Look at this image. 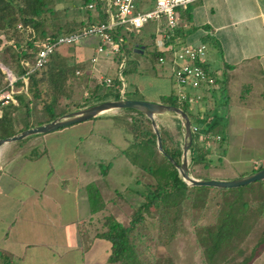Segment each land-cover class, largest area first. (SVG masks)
<instances>
[{
	"label": "crops",
	"instance_id": "0c3cea01",
	"mask_svg": "<svg viewBox=\"0 0 264 264\" xmlns=\"http://www.w3.org/2000/svg\"><path fill=\"white\" fill-rule=\"evenodd\" d=\"M150 2L153 5V0ZM178 20L172 35L164 38L153 32L149 40L126 34L125 56L140 55L146 42L152 53L162 56H167L164 49L173 46L203 44L204 68L220 84L217 91L223 110L215 116L213 100L187 105L190 128L201 129L191 134V142L202 147L197 164L190 162L187 151L188 175L196 180L226 182L252 174L264 167V0H193L178 12ZM152 26L153 30L159 28L157 23ZM98 43L97 38H89L69 46L75 59L82 56L88 62L75 74L94 84L108 78L103 73L111 66L116 69L117 64L114 58L95 53ZM64 49L66 46L58 51ZM132 62L129 73L134 75ZM155 63L158 69L152 82L165 84L163 79L167 78L170 87L147 96L142 92L146 87L128 89L125 85L128 94L138 93L140 97L125 98L124 92L118 100L162 104V98L176 96L170 68ZM26 83H21L13 95L14 104L8 105L17 108L15 96L20 94L27 101ZM28 108L26 123L35 126L30 104ZM133 115L137 118L133 112L110 110L91 120L0 147V254L13 264H107L110 244L101 234L106 230L105 219L118 222V218L115 202L99 183L108 177L118 157L127 163L119 166L133 167L122 154L132 140L124 128ZM154 121L158 131L181 150L183 135L178 117L165 112L155 115ZM209 124H213L210 130ZM205 134L208 138L204 139ZM209 157H214L218 166L208 161L206 164ZM207 171L208 176L203 178Z\"/></svg>",
	"mask_w": 264,
	"mask_h": 264
},
{
	"label": "rangeland",
	"instance_id": "374dc122",
	"mask_svg": "<svg viewBox=\"0 0 264 264\" xmlns=\"http://www.w3.org/2000/svg\"><path fill=\"white\" fill-rule=\"evenodd\" d=\"M140 1L143 2L140 3L137 1L136 6L138 8H149L152 6V2H150L152 0ZM82 5L83 0H51L45 8L50 12L45 16L47 20L44 24L45 31L53 32L58 26L65 29L68 27L65 24H69L70 22L78 23L80 21L82 24H86L88 22L87 15L93 16L95 13L91 11L85 13L84 9H82L83 13H78L79 7ZM85 7L86 5L84 8ZM154 24V21L148 22L143 29L139 31V34L134 36V38L149 40L151 32H153L154 35L156 34V29L153 30L152 26ZM23 29V32L21 31L20 33H17L22 38L25 37L27 31H29V29ZM37 31L39 30L36 29L34 34L36 33L37 36L35 39L38 40L41 38L38 36ZM6 36L11 38L7 41H2V47L0 46L1 50L6 51L10 48L13 50L12 53L16 54L17 51L14 49L12 32L8 31ZM0 38L3 37L1 36ZM80 42H84V40ZM20 43L25 44V39L23 38ZM144 46L145 47L142 46L143 49L140 55H135L132 58H127L125 56L126 63L124 70L121 72V76L128 89H132L134 86L146 87L142 92L144 95L148 96L152 95V92L156 89L161 91L162 89H165V87H170V85L167 78L163 79L165 84L152 82L154 72H157L158 67L155 63V56L154 53L151 52L152 49L150 45L146 42ZM1 50L0 53H2ZM64 54L66 56L65 62L68 65H75L74 68L76 70H83L87 67L88 62H85L86 58H82L81 56L78 59L80 61H78L75 59L74 51L71 49L66 50ZM0 58H2L1 54ZM76 61H78V64H75ZM132 61H134L136 67V73L134 75H132L133 73H129L134 67ZM8 66L11 69L15 68L14 64L11 62ZM162 67L168 70L170 68L167 64H164ZM103 75L107 76L109 79H117L118 77L117 70L113 69L112 66L108 71L104 72ZM165 75H168L167 71L165 72ZM92 84L93 82L90 79L86 80L84 76H73L70 79L68 86L64 89L65 97L61 99L57 111H75L77 105H82L85 101V93L87 92L86 86L92 87ZM217 85H220L219 82L215 83L212 91L209 90L200 93L202 97L201 99L205 104H208L209 101L213 100L211 110L215 116L217 112L221 113L223 110L220 105L221 98L217 91ZM125 94V98L140 97L138 93L128 94L127 90H125ZM87 103L91 102L88 101ZM121 110L128 112L126 111L127 109ZM22 115L23 110L13 114L15 129H19L21 122L23 124ZM32 115L33 116H30V118L35 119V121H39L43 118L38 105ZM132 117H134V115ZM138 119V116L137 118H132L127 127L125 126L124 128L127 131V134L130 135V139H132L131 142L133 141L134 135L137 133L134 123ZM190 122H193L192 117H190ZM169 134L173 137V133L169 132ZM192 137L193 139L195 138L194 136ZM68 142L70 144V141ZM170 143L174 144L171 138H169V140L167 138L166 145H169ZM158 160L159 157H157V162H159ZM124 162L127 164L123 158H116L113 164L114 167L108 177L104 178L102 182L100 181L99 186H104L108 191V196L113 202H115V213L118 222H120L122 226H127L134 209L142 203V199H140V197L134 192V195H132V191L134 189L142 190L146 187L151 189L153 188L154 182L149 175L138 171L135 166L132 168L129 167V165L119 166V163L124 164ZM208 163L212 166H218L217 160L214 159V157H209ZM102 170L103 168H100V171ZM134 175L135 177H133ZM201 176L203 178L207 177L208 171L203 172ZM237 177L242 178L240 176ZM133 178L134 181H132ZM239 178H234L233 180ZM138 186H140V188H138ZM224 190L226 191L212 196L209 201L203 200L201 197H193L186 200L176 211L177 214L173 213V211H170L168 215L162 214L163 211L149 212L144 217L141 225L138 226L135 234L136 237L133 241L135 254L141 263L264 264V244L254 250V246L264 237V181L261 183L255 182L235 189ZM233 201L238 209L236 214H240L242 218L241 227L243 228V231L239 232L236 238L224 241L219 250L214 254L212 258L213 263H209L204 253L206 231H212L214 229L216 220L219 216L223 215L227 210V206ZM173 219H175V221H172ZM250 257L251 259L249 262H244Z\"/></svg>",
	"mask_w": 264,
	"mask_h": 264
},
{
	"label": "trees",
	"instance_id": "16d2710c",
	"mask_svg": "<svg viewBox=\"0 0 264 264\" xmlns=\"http://www.w3.org/2000/svg\"><path fill=\"white\" fill-rule=\"evenodd\" d=\"M51 0H0V46L2 47V41H7L11 37H7L6 33L12 32V40L14 41V49L16 54L12 53L10 48L6 51L0 50L2 58L0 61L6 65H10V62L14 64V67L18 69V61L20 59H30L35 51L32 46L33 40L37 36L34 31H37L38 36L42 39L45 37L57 38L59 36L69 35L77 30H80L86 25H98L104 24L107 21V15L105 14V8L103 2L99 0H83V5L79 7L78 13L94 12L93 16L87 15V23L82 24L70 22L65 24L68 27L62 29L58 26L53 32H46L44 24L47 21L45 16L48 12L46 6ZM95 2L94 9L84 8L85 5ZM17 25L21 27L19 31ZM29 29L25 39V44L20 43L23 39L19 34L24 29ZM128 35V34H127ZM20 39V41H19ZM123 44L121 51L125 54L127 46L125 43V35L122 36ZM20 43V44H19ZM71 47V46H70ZM69 49L66 47L63 51L54 52L39 71H34L27 76L26 83V95L27 101L23 95L15 96L18 102V107H11L10 105L0 107V139L9 138L15 134L34 127L28 125L26 119L29 115L28 104L31 106V112L36 109L38 105L42 119L36 121L35 126L43 125L56 118H59L70 111H57L60 101L65 97L64 89L68 86L70 79L75 74L76 69L73 65H68L65 62V51ZM29 52H31L29 54ZM14 54V55H12ZM155 61L162 56L154 53ZM12 58V59H11ZM121 56L118 53L115 55V62L120 60ZM18 71L21 70L18 69ZM2 74L0 73V88L3 86ZM16 88L21 86V82L17 81ZM68 89V88H67ZM87 92L85 93V101L82 105H77L76 110H80L89 107L93 104L102 103L105 101H116L119 99V83L117 79H111L110 85L106 86L101 84H92L86 86ZM176 97L171 94L168 97L162 98V104L182 110L187 114V105H179L176 102ZM23 110V124L21 122L20 128L16 131L13 119V114ZM133 112L139 116V119L135 121L134 127L137 129V133L134 135L133 141L126 150L122 152L124 158L135 168L141 172L149 175L153 182V188H146L135 191V193L142 199V203L138 205L129 220L127 226H122L112 218L105 219V232L101 236L109 242L110 253L108 256L107 264H142L139 258L135 254V247L133 241L136 237V230L144 220V217L151 211H163L162 214L168 215L170 211L177 214L178 208L190 198L201 197L203 200L209 201L212 196L218 195L226 190L206 188V187H188L179 177L176 169L156 150L155 147V135L153 134L149 121L143 117V115L137 111L126 110ZM213 124H209L207 129L210 130ZM182 130V128H181ZM160 142L164 153H166L176 164H179L181 158V150L179 146L170 143L166 145L167 137L160 131ZM183 133V132H182ZM202 147L198 144L191 145L188 149V155L190 162L200 163L202 153ZM159 157V162H157ZM206 160V164H207ZM262 182V181H261ZM259 181V183H261ZM233 191V190H232ZM236 202V200L234 199ZM232 202L227 206V210L223 215L219 216L216 220V224L212 231H206L205 237V249L204 253L209 263H213V256L216 251L219 250L221 244L228 239L236 238L239 232L243 231L241 227V216L236 214L237 208L235 202ZM172 221H175L173 219ZM264 244V237L254 246V250ZM248 258L244 262H249ZM0 264H13L9 258L0 254ZM243 264V263H241Z\"/></svg>",
	"mask_w": 264,
	"mask_h": 264
},
{
	"label": "built area",
	"instance_id": "2783aa9c",
	"mask_svg": "<svg viewBox=\"0 0 264 264\" xmlns=\"http://www.w3.org/2000/svg\"><path fill=\"white\" fill-rule=\"evenodd\" d=\"M103 2L107 21L104 24L86 25L76 32L59 36L57 38L45 37L35 39L32 46L35 51L30 59H20L18 69H11L8 65L0 61V73L2 74L3 86L0 88V107L14 104L12 97L17 93L15 84L20 81L25 84L28 74L39 71L44 67L49 57L60 47L72 46L77 42L97 38L98 46L95 53H103L106 56L115 58L120 54L121 58L116 64L118 73L117 82L119 83V94L122 96L125 92V82L121 76L124 70L126 58L121 51L123 44L122 36L126 34H138L139 31L150 21L159 25L156 34L162 38L172 35L177 28L178 12L184 11L193 0H153L150 9L139 11L138 0H99ZM95 2L86 5L87 9H94ZM20 31L21 27L17 26ZM167 56L157 58V64L163 66L168 64L170 67L171 78L175 84L176 102L179 105H195L201 100V92L213 90L215 78L209 75L204 68L205 64V46L190 47L185 45L173 46L172 49H164ZM31 52H29L30 54ZM95 59H92L94 62ZM77 74V73H76ZM102 83L110 85L111 79L105 78ZM200 91V92H199ZM191 134L201 131L199 127H191ZM205 138L208 135L205 134ZM218 139V138H216Z\"/></svg>",
	"mask_w": 264,
	"mask_h": 264
},
{
	"label": "water",
	"instance_id": "95a60500",
	"mask_svg": "<svg viewBox=\"0 0 264 264\" xmlns=\"http://www.w3.org/2000/svg\"><path fill=\"white\" fill-rule=\"evenodd\" d=\"M138 52H141V50H138ZM121 109L137 111L141 113L149 121L151 130L155 135V146L157 152L176 169L179 177L186 186L206 187V188L224 190V189H235L238 187L247 186L249 184L264 180V167L245 177L227 182L193 179L188 175V171H187L186 156H187V151L191 145V132H190V124L186 114L178 108L166 106L159 103H150L143 100L123 99L116 101H105L102 103L94 104L89 107L67 113L43 125L34 126L32 128L23 130L9 138L0 139V147L3 144L17 142L29 136L51 133L58 129L73 124L91 120L96 116H98L99 114L106 111L121 110ZM165 112L176 115L181 122V128L183 132L182 134L183 145L181 147V158L179 164H176L166 153L163 152L161 147L159 132L156 123L154 121L155 115L163 114Z\"/></svg>",
	"mask_w": 264,
	"mask_h": 264
}]
</instances>
